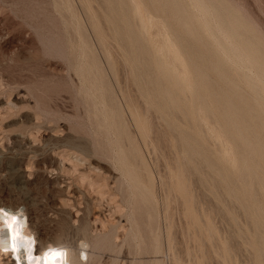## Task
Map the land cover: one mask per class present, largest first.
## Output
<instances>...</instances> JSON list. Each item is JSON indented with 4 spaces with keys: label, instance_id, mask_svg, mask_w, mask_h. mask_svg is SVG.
<instances>
[{
    "label": "rangeland",
    "instance_id": "1",
    "mask_svg": "<svg viewBox=\"0 0 264 264\" xmlns=\"http://www.w3.org/2000/svg\"><path fill=\"white\" fill-rule=\"evenodd\" d=\"M99 1L0 0V203L17 205L21 215L25 218V228L33 225V234L37 232V234L41 233L43 236L52 238L59 231H63L64 245L75 251L84 248L81 242L90 235H104L109 232L111 235L108 242L109 247L101 250L88 249L91 257L88 261L83 260V264H255V251L250 244V238L256 230L249 217L240 204L233 200L221 186H218L219 182L217 181L221 180L218 176L213 178L215 182L204 183L205 187L203 183H200L203 186L199 184L200 178H211L208 167L207 170L203 166L204 164H199V166L197 163L193 164L197 171L199 169L198 172L192 168H184L185 165L179 158L181 155L177 154L180 152V147L177 146L178 143L171 132H166V123L163 121L169 119L178 127L177 129H186L194 134L207 152V157L211 158L212 162H216V168L218 167L223 172V180H228L229 185L234 190H238L242 178L236 172V166L230 165L228 160L231 157L224 154L225 143L224 146H221L223 141H217L218 137L215 136L214 129H220V134L226 135L222 130L219 115L214 111L208 118L213 122L208 121L206 125L217 126L210 128L209 126L203 127L202 125L205 123L198 122L194 117L189 118L188 121H183L179 115L174 118V116L157 110L151 111L149 98L140 91L144 84L138 81L137 84L134 78L129 52L123 48V43L115 36L113 19L110 17L105 1ZM181 1H184L183 4L185 2L190 4V6L192 4L189 0V2L187 0ZM219 1L228 10L232 12L236 10V13L242 16L240 18H243V22L247 23L248 27H252L251 32L253 34L254 30L255 38L258 35L257 37L260 39H256L259 40V46L263 50L261 44L264 46V0ZM188 4H186L187 8L190 7ZM145 8L150 21L153 17V20L158 22L156 26L160 27L161 30L164 29L167 37L175 42L174 36L169 32V21L166 16L150 5L145 6ZM104 12L106 13L104 14ZM129 16L130 23L135 25L137 18L131 13ZM150 24H146L145 29L147 27L148 29L145 31L147 33L144 32V40L142 39L141 42L148 47L151 61L160 59L161 54V59L165 60L168 57L167 50L164 51V49L161 52L163 49L161 48L159 50L161 53H158V50L155 49L157 45L163 43V39L159 38L160 36L157 38V31L154 30L157 27L154 25L153 28ZM95 25L99 32L95 30ZM154 35L158 42L152 38ZM247 36L250 37V35ZM96 37L100 38L102 42ZM112 39L116 40L117 43ZM80 41L82 42V44L80 43L81 47H79ZM104 46L105 51L110 50L106 51L109 54L104 51ZM153 46L155 47L153 48ZM176 48L182 61L186 63V56L182 53L180 46L176 45ZM78 49L83 53H80ZM105 54L110 58L109 60ZM78 67L81 72H79ZM243 69L241 70L244 74L241 70L240 72L244 78L240 77L239 73L236 75L237 69L235 71L230 69L229 73L232 74L235 83L241 88V93L245 97L249 94L250 97L248 95L247 98L250 99L254 95L253 90L242 84L245 82L242 81L248 80L247 77L255 76V72L248 68ZM208 76L212 82L220 85L214 73L209 72ZM85 78L88 79V82ZM240 78L243 80L240 81ZM83 85L85 88L90 85V91L89 87L86 90ZM99 86L101 87L99 88ZM108 86L109 88H107ZM187 95L189 98L186 96L188 99L185 97V100L189 104L191 102L190 92H187ZM91 98H94L95 101L98 100L96 102L99 104H96L99 106ZM104 99L106 104L100 105L105 103ZM129 100H132L133 104H128L129 102L132 103ZM257 101H261V99L257 98ZM128 105H130V111ZM145 105L152 113L155 112L153 116L150 111L146 110ZM95 106L98 108H94ZM192 106L193 110L198 107L197 104ZM100 108L102 111L99 110ZM103 109H107L106 111L109 113ZM141 109L143 113L140 112ZM97 110L103 113L97 112ZM113 110L116 112L114 113ZM131 111L138 112L136 115L139 114L141 118V115L144 116L147 111L145 113L146 118H137L140 121L135 120L134 122L133 119L136 116L134 112L130 113ZM104 113L109 118L103 117ZM147 113H150L149 117L146 115ZM110 115H112L111 118ZM158 117L159 119H157ZM103 119L109 121L112 119L113 122H110V125L109 121L106 122ZM107 123L109 124L108 128L111 126L109 129L112 131L107 129ZM186 123H189L188 126ZM139 124L144 125L140 127ZM151 125L158 132L162 130L161 132L164 134L162 133L161 136L165 137L162 139L161 132H156L150 127ZM205 128L211 130L210 132L216 141L212 140V134ZM121 129L122 132H120ZM106 130L111 131L110 135ZM116 133L118 139L115 137L116 141L114 142L113 137ZM203 134L206 135V138ZM108 135L112 137V143H110L111 139L108 140ZM168 137H172L171 140H168ZM129 140H132L131 142L135 140L133 147L131 145L133 143ZM162 140L163 143H161ZM127 144L131 146H127ZM172 144L176 147L171 148L173 147ZM136 145L139 147L137 152L138 147ZM222 147L224 150L221 149ZM116 148L117 153L115 152ZM130 148L133 151L135 149L134 152L138 155L137 163L134 160L137 155ZM229 148L236 158L234 146L230 145ZM173 157H176V160ZM122 160L125 161L122 162ZM175 161L181 163L184 170L180 165L177 167L178 162ZM133 168L135 170H132ZM136 168L140 169L138 171L142 170V174L138 173ZM173 168H177V172ZM178 171L182 173V175L180 173L181 177H179ZM127 172H132V176H136L137 179L134 176L132 178ZM172 173L174 176L176 175V179L179 177L178 181L174 180ZM120 177L122 178L120 179ZM135 179L142 182L143 190L132 186L134 185L133 182L136 181ZM183 179L186 180L183 181ZM146 180L148 181L147 187L145 186ZM180 180L186 185L184 183L180 185ZM148 183H150L151 191L148 188ZM212 183L217 187L213 186ZM181 186H184L185 189H181ZM177 189L183 190L186 195L190 193L186 201L184 200L185 195L180 197L181 202L189 201L186 204L183 202L186 209L182 203L179 204L180 200L178 202L179 196L184 193L182 191V194L178 196L181 192ZM170 191L174 192V195ZM150 198H154V200ZM164 200L166 201L164 202ZM151 201L155 202L151 203ZM152 204L155 205L154 208ZM185 210L191 219L184 213ZM186 218L190 219L189 222ZM233 220L236 222L234 223ZM196 229L198 232L195 231ZM206 229H209L210 232ZM197 233H200L201 236L204 234V240L202 237L200 239L198 237L200 234Z\"/></svg>",
    "mask_w": 264,
    "mask_h": 264
},
{
    "label": "bare ground",
    "instance_id": "2",
    "mask_svg": "<svg viewBox=\"0 0 264 264\" xmlns=\"http://www.w3.org/2000/svg\"><path fill=\"white\" fill-rule=\"evenodd\" d=\"M104 1L106 4V7L108 8V11L110 13V17L113 19L112 22H113V25L115 27V36L117 37V39L120 42L123 43L122 44V45H124L123 48L124 49L126 48L127 51L129 52V59H130L131 64H132V70H133V74H134V78L136 80V83L138 81V82H141V84L142 83L144 84V86L141 88L140 91L143 95H145L149 98L148 100H149L150 108L152 109L151 111L157 110V111H160L161 113L162 112L166 113L169 116H174V118L176 115H179L183 121H188V120H190L189 118L194 117L197 119L198 122H201L203 124L205 123V125H202L203 127L209 126L210 128L213 126H210L212 124L206 125V122L208 123V121H211V119L209 120L208 118H210L211 114H213L214 111H216V113L219 115V120H220V123L222 124V130L226 135H224V136L221 135L220 129H214L215 133H216L215 136L218 137L217 141H221V140L223 141V142L221 141L223 143L221 146H224V143H225L226 147H225L224 154H225V156L231 157V159L228 160V161H230V165L234 164L232 166H236V172L242 178L241 185L238 186L239 191L234 190L229 185L228 180H225V179L223 180V178H222L223 172L221 170H219L218 167L216 168V164H215L216 162H212L211 158L209 159L207 157V154H206L207 152H205V149L202 146L201 142L199 141V139L197 137L194 136V134H191V132H189L186 129L185 130L184 129H177L178 127L169 119H165L163 121L166 123V128H167L166 132H168V131L171 132V134L173 135V138L175 137V139L178 143L177 146L180 147L179 148L180 152H177V154L181 155L179 158L181 161H183L182 164L184 163V165H185L184 168H186V167L192 168L194 171L198 172L199 169L197 171V168H195L193 166V164L197 163L198 166H199V164L200 165L204 164L203 166H205L206 169L208 167L209 170L208 169L207 170L211 172V174L209 172V174H210L209 177H211V178H208V179L206 177L200 178L199 184L200 183L204 184V183H208V182L211 183V181L215 182V179L213 180V178L215 176L216 177L218 176L221 179L220 181L217 179L218 180L217 182H219L218 186H221L222 189L225 192H227L233 200L237 201L240 204V206L242 207L244 212L249 217V219L252 223V226L256 230V232L253 230V232H255V233L250 238L251 239L250 244L252 245V247L254 248V251H255V264H264V51H263L264 49L262 50L261 47L259 46L260 45L258 43L259 40L256 39V38H259V37H257L258 36L257 33H256L257 36L255 38V36L253 35L254 30H253V34H252V32H251L252 27H248V25H246L247 23L245 24V22H243L244 21L243 18L242 19L240 18L242 16L238 15L236 13V10H234V12L228 10L219 0H192V1L189 0L190 2H192L191 6H190V4H188L186 2L183 4L182 2H184V1H181V0H127V1H124V0H104ZM186 4H188V6H190L189 7L190 9L186 7L187 6ZM148 5H150V7H154L156 9L160 10L166 16V18L169 21V24H168L169 32H171L172 35L174 36L173 38H174L175 42L173 41V39H169V37H167L168 35L166 34V31L164 29L161 30L160 27L156 26L158 24V22L154 21L153 17L151 18V21H150V19H149L150 17H149V15L146 14V8H145V6H148ZM228 8H230L229 5H228ZM231 9H232V7H231ZM105 13L106 12H104V14ZM130 13L135 18H137V22L135 23V25L130 23V16H129ZM94 14H96V13H94ZM88 21H90V20H88ZM149 23H151L153 25L152 26L150 24L151 27H153V28L155 26L157 27V29L156 28L154 29L155 31H157V34H158V35H156L157 38L160 36L159 38L163 39L162 44H159V45L156 44L157 48L155 46H153V48L155 47V49L158 50V53L160 52L159 50L161 48H163V49H161V52L164 49H165L164 51L167 50L166 53H168L167 54L168 57L166 56L167 58L165 57L166 58L165 60L161 59L162 58V54H161L160 59H156V61H151L150 57H149L148 47L145 46V44L141 42L142 39L144 38L143 35H144V32H146L145 30L148 29V27H147V29H145V26H146V24H149ZM159 25H161V24H159ZM94 28H95V30L98 29V28H96V25ZM99 28H100V26H99ZM98 30H97V32H99ZM100 30H102V29H100ZM97 32L95 31V33H97ZM97 35H98V33H97ZM247 35H250V37L248 38ZM98 37H96V38H98ZM101 37H103V36H101ZM201 37H203V39H201ZM152 38H154V40L156 42H158V39L155 37V35H154V37L152 36ZM98 39L100 40V38H98ZM113 39H114V37H113ZM113 41L116 42V40H113ZM76 42H77V40H76ZM151 42H152V40H151ZM80 43L82 44V42L81 41L79 42V47H81ZM87 44H88V42H87ZM176 45H179L181 50L183 51L182 53L185 54L186 59H187L186 63H184L182 61V59L180 58L179 52L176 48ZM108 46H109V44H108ZM261 46L264 48V46L262 44H261ZM105 49L106 48L104 46V51H105ZM80 50H81V48H80ZM107 50H109V49H107ZM78 51H79V49H78ZM80 53H83V52L81 51ZM106 53H108V52H106ZM82 55H84V54H82ZM106 57H107V55H106ZM81 58H83V57H81ZM109 59L110 58H108V60ZM94 61H96V60H94ZM90 63H91V61H90ZM94 65H91V66H94ZM106 65H107V63H106ZM84 66L85 65L83 64V67ZM110 67H112V66H110ZM85 68H87V67H85ZM229 68L231 70L233 68L237 69L236 75L240 74V77L241 76L243 77V75H241V72H242L241 69H243V68H248V69L252 70L253 72H255V76L253 75V77L252 76L247 77L248 75L246 76L248 80H245V79L243 80L244 77L239 79L240 81L243 80L242 82L245 81L242 84L250 87L253 90V94L255 96L252 95V97L249 99V98H247L249 94L247 95L243 92L245 95H247V97H245L241 93L242 90H241V88L238 87V84L235 83L234 79L232 78V74L229 73V70H230ZM235 69L232 71H235ZM238 69H239V72H238ZM78 70H79V72H81L80 68ZM240 70H241V72H240ZM243 70L245 71V69H243ZM83 71H86V70H83ZM209 72H212L215 74V76H217V81L220 83V85H217L216 83H214V81L212 82V80L208 76ZM84 75L86 76L85 73H84ZM94 76H96V75L94 74ZM97 77H98V75H97ZM87 80L88 79H86V81ZM97 82L99 83V81H97ZM132 82H133V80H132ZM91 84H93V83H91ZM98 85H96V87H98ZM83 87H84V85H83ZM88 87L87 88L90 91V85ZM100 87L101 86H99V88ZM248 87H247V89H249ZM87 88L84 87V89H86V90H87ZM99 88H96V89H99ZM107 88H109V86ZM91 89H93V88H91ZM120 89H121V87H120ZM252 90H249V91H252ZM93 92H94V90H93ZM187 92H190V94H191V98H190L191 102L189 104L186 103V100H185L186 96L189 98V96L187 95ZM87 93H88V91H87ZM103 94H104V92H103ZM107 94H108V92H107ZM90 96H91V94H90ZM145 96H143V97L145 98ZM91 97H93V95ZM249 97H250V95H249ZM256 97L258 99L260 98L261 101H257ZM95 98H97V97H95ZM137 98H139V97L137 96ZM91 99L94 100V98H91ZM111 99H113V98H111ZM126 99H128V98L126 97ZM129 99H130V97H129ZM96 101H98V100H96ZM96 101H95V104L98 103ZM129 101L132 102V100H129ZM104 102H105V99H104ZM127 103H126V106H127ZM91 104H92V102H91ZM95 104H93V105H95ZM98 104H96V105H98ZM105 104H106V102L104 104H100V105H105ZM128 104H133V102L132 103L129 102ZM193 104H197L198 107L196 108V110H193V108H192ZM94 108H98V107L95 106ZM113 108H115V107H113ZM146 108H147L146 109L147 111H150V109L148 110L147 106H146ZM129 109H130V105H128V110ZM99 110L102 111L101 108ZM99 110H97V112ZM103 110L106 111L107 109H103ZM139 110H137V111L139 112ZM92 111H93V109H92ZM151 111H150V113H152ZM106 112H108V111H106ZM113 112H114V110H113ZM132 112H134V111H131L130 113H132ZM138 112H134L135 116H136V118H135L133 115V118H135V119L132 118L134 122H135V120H137V118L142 119L143 117H145L146 112L144 113V116H143V114L141 115L142 118L140 117L139 114L136 115V113H138ZM140 112L143 113L142 109ZM87 113H89V112H87ZM100 113H103V112H100ZM153 113H155V112H153ZM153 113H152V116L154 115ZM104 114L105 115L103 117L109 118V116H106L107 115L106 113H104ZM149 114L147 113L146 115L148 116ZM99 115H101V114H99ZM138 115H139V117H138ZM111 116L112 115H110V118H111ZM152 116H150V117H152ZM95 118H97V117H95ZM160 118H161V116H160ZM144 119L142 120L143 122H144ZM157 119H159V117ZM101 120H102V118H101ZM103 120H106V122L109 121L107 119H103ZM96 121L100 122L98 120H96ZM117 121H119V120H117ZM137 121H140V120H137ZM215 121H216V119H215ZM103 122H102V124L105 125V123H103ZM110 122H113L112 119H111V121L108 122L111 125ZM159 122H161V121H159ZM211 122H213V121H211ZM108 123L106 124L107 129L111 128V126H109V128H108V125H109ZM119 123H120V121H119ZM124 123H126V122H124ZM144 124H142V125H144ZM188 124H187V126H188ZM118 125H121V124H118ZM142 125H140V127ZM152 125L150 127L153 128L154 125L153 126ZM101 126H103V125H101ZM113 126L115 127V125H113ZM202 126H201V129H202ZM125 127H126V125H125ZM140 127H137V128H140ZM216 127H213V128H216ZM152 128H151V130H152ZM105 129H106V127H105ZM123 129H125V128L123 127ZM144 129H146V128H144ZM207 129H206V131H207ZM109 130L112 131V129H109ZM139 130H141V129H139ZM208 130H209V132L211 131L210 129H208ZM214 130L212 129V131H214ZM106 131L110 135L111 131H108V130H106ZM122 131L123 130L121 129L120 132H122ZM126 131H127V129H126ZM155 131L158 132L157 130H155ZM161 131L159 130V132H161ZM141 132H145V131H141ZM164 132H165V130H164ZM117 133L113 137L114 142L116 141L114 138L116 137ZM162 133L163 132H161L160 136L164 134V133L163 134ZM193 133H194V131H193ZM109 135H108V140L112 138ZM203 136H205V138H206V135L203 134ZM164 137L161 136L162 139ZM212 137H213V134H212ZM161 138H159V140H161ZM168 138H169L168 140H171L170 138H172V137H168ZM131 139H133V138H131ZM165 140H167V138H165ZM212 140H214V137ZM111 141H112V139L110 140V143H112ZM134 141L131 142L133 144H131L130 142H128V143H130L133 147ZM173 141H174V139H173ZM214 141H216V140H214ZM119 142H120V140H119ZM156 143H157V138H156ZM161 143H163V140L161 141ZM172 143L174 144V142H172ZM121 144H124V143H121ZM173 144H172L173 147H171V148L176 147ZM117 145H118V143H117ZM128 145L129 144H127V146ZM131 145H129V146H131ZM227 145H228V147H227ZM230 145H233L235 148L236 158L233 156V152H232L231 148H229ZM116 147H119V146H116ZM136 147H138V146L136 145ZM134 148H135V146H134ZM152 148H154V147H152ZM127 149H129V148H127ZM135 149H134V151H135ZM138 149H139V147L137 148L136 152L139 151ZM221 149L224 150V147H222ZM123 150L124 149L122 148V151ZM171 150H173V149H171ZM111 151H113V150H111ZM134 151L132 150V152H134ZM174 151H175V149H174ZM115 152L117 153V148L115 149ZM125 152H127V151H125ZM136 152H134V153L136 154ZM120 154L122 155L121 151H120ZM131 154H133V153H131ZM135 154H133V155H135ZM117 155H119V154H117ZM123 155H125V154H123ZM173 155H174V153H173ZM137 157H138V155L136 157H134V160L136 161L135 163L138 162L136 160ZM132 158L133 157H131V159ZM174 159L176 160V157ZM124 161L122 160V162H124ZM175 162L177 163L178 161H175ZM116 163H113V164H116ZM125 163H124V165H125ZM135 163H133V165H135ZM176 163H175V166H176ZM120 164H121V162H120ZM127 165H129V164H127ZM178 165H180L182 167V169L184 170L181 163L179 164V162H178L177 167H178ZM137 166H139V165H137ZM203 166H202V168H204ZM134 168L132 170H135ZM137 168H136L137 171L140 170ZM119 169H121V168H119ZM176 169L177 168H175L174 170H176ZM182 169H180V170L183 171ZM127 170L129 171V169H127ZM141 171H138V173L142 174ZM204 171H205V169H204ZM176 172H177V170H176ZM184 172L187 173L186 171H184ZM135 173H136V171H135ZM167 173H169V172H167ZM180 173L181 172L178 173L179 177H181V175H182V173H181V175H180ZM128 174L130 176H132V172L128 173ZM172 174H171L172 177L175 178L176 175L174 176V173H172ZM190 174L192 175V171ZM184 175L186 176L187 174H184ZM133 176H132V178H133ZM134 177H136V176H134ZM179 177H177V179H179ZM196 177H197V175H196ZM199 177H201V176H199ZM203 177H204V175H203ZM121 178L122 177H120V179ZM136 179H137V177H136ZM177 179L175 178L174 180H177ZM185 180L186 179H183V181H185ZM197 180H199V179H197ZM171 181H172V179H171ZM147 182L148 181L146 180V183H145L146 187H147ZM133 183H134V185L131 184L133 187L142 188V190L144 189L143 185L141 184L142 183L141 181L136 180ZM172 183H174V182H172ZM175 183H177V182L175 181ZM181 183L183 184L184 182H181V180H180V185H182ZM186 183H187V181H186ZM148 184H149L148 188L150 189V183H148ZM187 184H189V182ZM125 185L127 186V184H125ZM167 185H168V183H167ZM200 185H202V184H200ZM184 186H181V189H183ZM213 186H215V185L213 184ZM128 187H126V188H128ZM204 187H205V184H204ZM215 187H217V185ZM187 189H188V187H187ZM189 189H190V187H189ZM127 190H129V189H127ZM215 190L217 192V188ZM150 191H151V189H150ZM171 191H172V188H171ZM175 191H176V189H175ZM178 191H180V189ZM182 191H180L181 193H179V194L177 192L176 195L178 194V196H179L180 194H182ZM173 193H172V195H174ZM183 193H184V191H183ZM150 195H153V194L150 193ZM188 195H186L184 193L183 195L179 196L178 202L180 200V197H182V196L186 197L184 199L185 201L188 200L187 199ZM191 195H193V194H191ZM218 196H220V195H218ZM151 197H153V196H151ZM150 199L154 200V198H150ZM175 199L177 200V198H175ZM193 199H195V198H193ZM193 199H191V200H193ZM181 200H180L179 204L182 203V205H183L184 201L181 202ZM224 200H225V198H224ZM165 201L166 200H164V202ZM154 202L151 201V203H154ZM187 202H189V201H187ZM231 202H232V200H231ZM129 203H130V201H129ZM127 204H128V202H127ZM154 206L152 204L153 208H154ZM167 206H168V203H167ZM183 207H184V205H183ZM17 208H18L17 205H6L3 203H0V264H24L23 263L24 259L26 260V262L28 264H45L44 259L42 261L40 255L36 256V252L33 251L34 243H36V246L38 247L39 250L45 248L46 246H52V247L55 246L56 247L55 251L63 253L62 257H57L55 259V261L50 260L49 264H83V260L84 261L90 260L91 255L89 254L88 249L92 248V249L101 250V249H106L107 247H109L108 242H109L110 236H111L109 232H107L104 235H95V236L90 235L88 238L83 239L81 242V245L84 246V248L76 250V251L74 249L69 248L66 245H64L65 240L63 238L64 237L63 231H59L52 238L47 237V236H43V234H41V233L37 234V232H35V234H33V232H32V230L34 228L33 225L25 228V224H26L25 218L21 215L22 213L20 212V209L19 208L17 209ZM184 208L186 209V206ZM191 208H193V207H191ZM187 212H189V211H187ZM184 213H186V210ZM13 215H15L17 217V224L15 225V227L20 231V236L17 238V240L15 242L16 247H17L16 252L10 251V250H12V239H11V235L8 231L7 224L5 223V221L10 222V217ZM131 215H129V216H131ZM186 215H187V213H186ZM192 216H194V215H192ZM131 218H129V219H131ZM189 218L191 219V216ZM190 219H187L188 222ZM232 219H234V218H232ZM127 220H128V218H127ZM131 220H130V222H131ZM198 220H200V219H198ZM233 222H234V220H233ZM199 223H198V225H199ZM247 224H248V221H247ZM135 227H136V225H135ZM246 229H248V228L246 227ZM195 231H197V229ZM207 231H205V233ZM211 231H214V230H211ZM208 232H210V230ZM200 233H197V234H200ZM248 234H249V232H248ZM134 235L137 236V234H134ZM202 235L203 236H201V234H200V236L198 235V237H200V239L202 237V239L204 240V238H205L204 234H202ZM131 236H133V235H131ZM132 239H133V237H132ZM200 239H197V240H200ZM208 241H210V240H208ZM223 243H225V242H223ZM198 244H199V242H198ZM135 246H137V245H135ZM224 247H225V245H224ZM253 248H252V250H253ZM225 250H226V248H225Z\"/></svg>",
    "mask_w": 264,
    "mask_h": 264
},
{
    "label": "snow or ice",
    "instance_id": "3",
    "mask_svg": "<svg viewBox=\"0 0 264 264\" xmlns=\"http://www.w3.org/2000/svg\"><path fill=\"white\" fill-rule=\"evenodd\" d=\"M5 223L7 224L8 227V231L11 235V239H12V251L16 252L17 247H16V240L17 238L20 236V231L15 227V225L17 224V217L15 215L10 217V222L5 221ZM63 253L62 252H58L55 250H49V252H46L44 255V261L45 264H49L50 260L51 261H55V259L57 257H62Z\"/></svg>",
    "mask_w": 264,
    "mask_h": 264
}]
</instances>
